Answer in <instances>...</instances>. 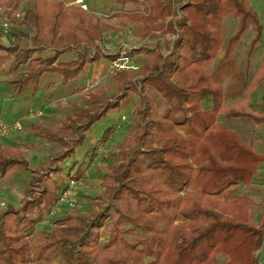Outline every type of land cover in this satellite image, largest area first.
<instances>
[{"label":"trees","instance_id":"trees-1","mask_svg":"<svg viewBox=\"0 0 264 264\" xmlns=\"http://www.w3.org/2000/svg\"><path fill=\"white\" fill-rule=\"evenodd\" d=\"M113 1L142 6L143 13L114 14L108 25L59 0H0V8L14 11L24 3L32 5V34L22 29L11 33L10 45L0 42V66L12 60L11 72L17 73L10 80L12 88L21 93L30 87L36 94L46 74L61 76L65 85L76 80L88 64L106 59L96 42L104 41L113 24L138 23L142 37L167 25L166 33L176 34L175 27L180 31L169 56L147 48L132 50L127 56H147L142 69L149 72L146 83L182 117L170 112L161 117L150 99L140 97L135 133L120 147L115 167L100 169L106 188L102 200L110 206L96 214L94 225L73 217L59 221L60 229L40 235L33 246L25 241V234L33 238L34 228L50 215L70 179H83L84 169L74 176L66 175L61 164L82 144L85 131L102 114L90 116L84 126L65 121L57 129L31 125L29 132L42 139L60 145L69 140L74 145L50 161L49 167L55 166V171L32 170L31 189L22 207H7L2 213L0 264H55L62 254V264H260L256 253L264 244V207L259 222L252 223L255 202L234 191L253 182L264 155H257L236 132L219 125L218 117L264 124V114L248 106L264 82V53L245 97L231 107L223 103L222 90L209 73L224 44V19L231 16L239 21L225 51L229 57L249 29L255 32L253 48L259 44L263 26L258 14L247 0H190L182 8L186 16L175 26L173 18L164 24L172 16L164 0ZM73 49L77 50L75 59L59 61ZM49 50L53 55L44 57ZM23 66L25 72L19 71ZM138 72H121L116 82L133 79ZM111 132L108 129L103 140ZM23 150V146L8 147L0 141L1 178L30 169ZM35 184L43 187V192L30 201L27 198ZM108 222L114 235L101 248L100 230ZM135 231L144 238L127 244L124 237ZM219 256L227 259L220 263ZM145 258L151 261L146 263Z\"/></svg>","mask_w":264,"mask_h":264},{"label":"rangeland","instance_id":"rangeland-1","mask_svg":"<svg viewBox=\"0 0 264 264\" xmlns=\"http://www.w3.org/2000/svg\"><path fill=\"white\" fill-rule=\"evenodd\" d=\"M59 1L63 2L67 7H76L72 4V0ZM247 1L258 14L260 23L263 26V34L259 44L253 48L252 43L255 38V32L249 29L243 35L235 51L229 57H226L224 54L225 59L230 57L231 59L233 58L234 61H238L240 58L243 59V67L246 69L250 66V69L246 70L244 74H241V76L237 74L234 79L240 90L245 87L244 91H242L240 95H237V101L245 96L253 80V78H251V73L255 71L256 63L262 60L264 53V0ZM86 2L91 12L85 13L108 25L110 24L108 21L109 18L114 14L133 13L136 11H139L140 14L143 13L142 6H133L129 4L125 6V8H121L119 4L113 0H105L104 2L103 0H86ZM184 2L186 3L185 5H187L190 3V0H184ZM6 9L5 7L0 8L1 11L8 12L11 18L21 12L24 14L22 18L14 21L12 32L19 33L23 29L31 35L33 26L32 5L30 3H24L21 9L15 12L7 11ZM173 14L175 26L176 22L179 21L181 17L186 16L183 9H181L180 12L175 11ZM229 17L233 19L231 21L234 24V28L228 29L224 34L222 33L225 51L229 40L236 34V30L239 26L238 20L231 16ZM127 23L133 26H127ZM127 23L124 25L113 24L111 26V31L105 35L104 41L102 43L96 42V46L99 47L102 56L106 59L88 64L80 76L67 85L62 83L59 75L46 74L41 81V88L38 93L34 94L31 89H24L22 93H19L12 88L10 83V80L17 74L11 72V68L14 65L13 61L11 60L0 66V118L14 124L21 122L23 125L21 132L11 134L4 140V143L8 147L13 145L23 146V155L30 165V169H19L8 178L3 179L0 177V202H4L8 208L12 207L17 210L22 207V201L28 196V190L31 189L32 170L43 169L46 165H50L52 159L65 149H71L74 145V143L69 140L66 141V145H60L46 139L42 140V138L29 132L31 124H45V122H49L51 124L47 127L57 129L58 125L65 121L67 123L72 122L84 126L89 122L90 116L102 114V116L85 131V138L82 144L78 145L71 157L61 164L66 175L71 173V175L74 176L79 169H84L88 172V178H83L82 181L78 183L76 189L71 192L70 200L75 204V207L72 208L66 205L58 207L55 214L50 217V223L47 225H42V223H40L34 228L33 238L25 234V241L30 242L31 246L35 244L37 237L40 235L60 229L62 226L58 222L63 219L73 217L75 219L86 220L94 225L93 221L96 218V214L103 213L105 208L110 206V202H104L102 200L106 188L102 186L104 172L100 169L109 165V167H115L114 162L118 158L120 147L127 143L135 133L138 126L136 114L138 108L141 107L140 97H146L157 105L155 108H157V112L161 117L168 112L175 117H182L181 112L169 106L161 94L146 83L149 72H143L142 70L147 61L146 55H136L131 59L141 69L139 72L137 71L138 74L135 78L118 83L116 82V75L112 76L110 74L109 67L112 60L110 57L112 56H118L119 58L124 52H126L127 55V53H130L132 50H139L142 48L152 50H157L158 48L157 51L164 57L172 53L170 47H168L166 51L161 52L162 47L157 46L156 43H143L144 39L141 40L142 42L137 40L138 33L140 36V32L134 24L138 23ZM236 23L237 27L235 25ZM164 24L166 25V22ZM117 26H120L121 29L116 28ZM165 28L167 29V25L160 31L166 33L167 30ZM227 28H229V24ZM235 28L236 30H234ZM175 30L177 36H179L180 31L177 30L176 27ZM150 39L153 40L154 35H152ZM11 41V37H5L0 34L1 43L10 45ZM22 45L25 46V40L22 42ZM167 51L170 52L167 53ZM76 52L77 50L75 49L67 51L59 61L70 62L76 58ZM0 55H3V53L0 52ZM51 55H53V50L43 53L44 57ZM219 55L220 52L218 56ZM225 59L220 58L217 60L216 65L219 66L218 68L225 65ZM249 62H251V64H249ZM25 69V66H23L19 71L25 72ZM211 69L209 73L212 76ZM100 71L102 76L98 86L88 89L90 85L94 84V77ZM233 76L232 74L231 78H233ZM212 78L214 80L213 76ZM217 85H219V83H217ZM125 95L126 98H123ZM117 102H120L118 107L106 109L108 106L114 103L116 104ZM39 113L42 114V117L34 116V114L36 115ZM31 115H33V118H30ZM123 117H125L126 120H122ZM231 120L233 119H228L224 115H219L218 124L228 130H231V128L236 129L238 136L245 142H248L247 140L256 134L259 140L256 151L258 154L264 155V126L260 127L256 132L254 131L252 121L249 119L242 120L238 122V124H236V121ZM108 129H111L112 132L105 141L103 139ZM54 167L55 166H52V168L46 169L44 172L50 173L51 171H55L53 169ZM256 184L254 185L252 182L248 186L241 185L234 191V194L249 196L255 202V206L252 208L251 218V222L254 224L259 222L264 207V162L259 165ZM33 188L38 190V194L33 190V192L29 194L31 199L41 197L43 187L35 184ZM58 201L52 205L51 212L55 209ZM3 212L4 210H0V221L2 220ZM109 223L110 222H108L107 225L110 226L106 225L100 230L99 246L101 248L107 245L114 235L113 227ZM142 238H144V236L138 231L129 233L124 237L125 242L130 245L136 244ZM79 250L81 249L79 248ZM31 253V257L33 258L35 255L33 251H31ZM256 257L260 264H264V246L256 253ZM218 258L220 263H223L227 259L225 256H219ZM64 261V256L62 254L58 257L55 264H62ZM150 261V259L145 258L146 263ZM30 264L35 263L32 262Z\"/></svg>","mask_w":264,"mask_h":264},{"label":"crops","instance_id":"crops-1","mask_svg":"<svg viewBox=\"0 0 264 264\" xmlns=\"http://www.w3.org/2000/svg\"><path fill=\"white\" fill-rule=\"evenodd\" d=\"M105 0H103V2H104ZM72 2H73V0H72ZM187 2V1H186ZM164 3L166 4V5H168L169 7H170V9H171V11H172V16L171 17H169V18H167L166 20H165V22L167 23V22H169L172 18H173V13L175 12V11H179L180 12V10L182 9V7L183 6H185V2H184V0L182 1V0H164ZM125 6H128V5H120L119 4V7H121V8H125ZM140 9V8H139ZM231 20H233L232 18H230V17H227V18H225V20H224V25H223V29H222V33L224 34L226 31H228V29L230 30V29H232V28H234V24L232 23V21ZM235 21V20H234ZM161 22V21H160ZM228 24H229V28H227V26H228ZM134 25H136L137 26V28H138V30H139V24H134ZM236 25V27H237V23L235 24ZM238 25H239V21H238ZM127 26H133V25H131V24H129V23H127ZM116 28H118V29H121V27L120 26H117ZM126 28H128V27H126ZM166 29V28H165ZM234 30H236V28L234 29ZM176 31V30H175ZM236 32H237V30H236ZM152 35H154V39L152 40V39H150L151 38V36ZM138 38V39H137ZM137 40H139V41H141L142 39H144L143 40V43L144 42H146V43H156V45L157 46H161L162 47V50H161V52H164V51H166V49L168 48V47H170V51H172L173 50V47H174V42L176 41V38H177V34H173V33H165V32H163V31H154V32H152L149 36H145V37H140L139 36V33H138V36H137ZM146 39V40H145ZM142 42V41H141ZM125 47H128L127 45H124ZM155 50V49H154ZM157 50H158V48H157ZM170 51H167V53L168 52H170ZM224 54H225V49H224V44H223V47H222V49H221V51H220V55L218 56V58H217V60L218 59H220V58H224L225 59V56H224ZM217 60L215 61V64H214V66L212 67V69H211V74H212V76L214 77V82L217 84V83H219V87L221 88V90H222V93H223V103L226 105V106H228V107H231L232 105H234L235 103H237L238 101H240V100H238L237 101V95H240V93L242 92V91H244V89H245V87H243L242 88V90H240V88H238L237 87V85H236V83H235V81H234V79H235V77H236V75L237 74H239L240 76H241V74H244L245 73V71L246 70H248V69H250V66H249V68L248 69H246L245 67H243V59H238V61H234L233 60V58L231 59V57L230 58H228V59H225V65L224 66H221V68H218L219 66H217L216 65V62H217ZM233 60V61H232ZM261 63H262V60L259 62V63H256L257 65H256V69H255V71L253 72V73H251V78H253L254 79V77H255V75L257 74V72H258V70L260 69V66H261ZM237 64H238V66H237ZM249 64H251V62H249ZM102 67H103V65H102ZM252 70H253V67H252ZM234 75L233 76V78H231V75ZM45 76V75H44ZM44 76H43V78H44ZM101 76H102V74H101V71L98 73V74H96V76L94 77V79L96 78V77H99V78H101ZM61 77V76H60ZM43 78H42V80H43ZM41 80V81H42ZM61 80H62V77H61ZM253 81V80H252ZM250 87V86H249ZM26 89H31L30 87L29 88H25V90ZM249 89V88H248ZM24 91V90H23ZM22 91V92H23ZM31 91H32V89H31ZM21 92V93H22ZM247 93V92H246ZM246 93H245V95H246ZM245 97V96H244ZM243 97V98H244ZM242 98V99H243ZM154 104V103H153ZM155 105V104H154ZM157 105H155V107H156ZM205 106V103L203 104V107ZM248 106H249V108H251L252 110H254V111H256V112H258L259 114H264V82L261 84V86L254 92V94L252 95V97H251V100H250V102H249V104H248ZM156 110H157V108H156ZM218 119H219V117H218ZM234 121H236V124H238V122H241L242 121V119H233ZM233 120H231V121H233ZM218 123H219V121H218ZM37 124H40V125H43V126H48L49 124H51V123H49V122H45V124H41V123H37ZM252 124H253V126H254V131H258L259 129H260V127H263L264 126V124L263 125H260V126H258V125H256V124H254V122H252ZM31 125H33V124H31ZM30 125V126H31ZM231 130H233V131H235V132H237V130L236 129H233V128H231ZM29 131H30V128H29ZM252 135H253V133H252ZM42 140H45V139H42ZM248 142H245L248 146H250V148L257 154V155H260V154H258L257 153V151H256V147H257V145H258V143H259V140H258V138H257V135L256 134H254V136L253 137H250L249 138V140H247ZM3 142H5V141H3ZM5 144V143H4ZM6 146V145H5ZM17 146H19V145H17ZM261 156V155H260ZM262 163V162H261ZM260 163V164H261ZM259 164V165H260ZM44 169H48V168H50L49 167V165H46L45 167H43ZM258 168H259V166H258ZM257 172H258V170H257ZM256 176H257V174L255 175V177H254V179H253V184L255 185L256 184ZM83 178H85V179H87L88 178V172H86L85 171V174H84V176H83ZM257 185V184H256Z\"/></svg>","mask_w":264,"mask_h":264},{"label":"built area","instance_id":"built-area-1","mask_svg":"<svg viewBox=\"0 0 264 264\" xmlns=\"http://www.w3.org/2000/svg\"><path fill=\"white\" fill-rule=\"evenodd\" d=\"M76 7H78L79 9H81L84 12H91L89 5L87 4L86 0H74L73 3ZM7 11H12L15 12L13 9L8 8L6 9ZM23 12L18 13L15 15V17L11 18V16L9 15L8 12L6 11H1L0 10V34L5 36V37H10L11 33L13 31L14 28V21L17 19L19 20L20 18L23 17ZM179 36H177L178 38ZM176 38V39H177ZM132 58L128 57L126 55V52L122 53L121 57L112 60L110 62V67H109V71L110 74L112 76H115L121 72H133V71H139L140 67L137 66L133 60H131ZM101 80V78L96 77L94 79V84L96 82V84H92L90 85L89 88H95L96 86H98L99 81ZM87 89V90H88ZM34 116L36 117H42V114H34ZM30 118H33V115L30 116ZM122 120H126L125 117L122 118ZM23 129V125L21 122L19 123H11L7 120H4L2 118H0V141H4L5 139H7L11 134L16 133V132H21ZM82 181V180H75V179H70L68 181L67 184V189L64 190L61 198L59 199L55 209L50 212V215L42 222V225H47L48 223H50V217L53 216L55 214V211L57 210L58 207L62 206V205H66L69 207L74 208L75 204L70 200V196H71V192L76 189V187L78 186V183ZM33 190H35L36 194H38V190H36L35 188H33ZM30 201H32L33 199H31V197L29 196L28 198ZM7 208V205L4 202H0V210H5Z\"/></svg>","mask_w":264,"mask_h":264},{"label":"water","instance_id":"water-1","mask_svg":"<svg viewBox=\"0 0 264 264\" xmlns=\"http://www.w3.org/2000/svg\"><path fill=\"white\" fill-rule=\"evenodd\" d=\"M183 8V7H182ZM264 246V245H263ZM263 246H262V248H263Z\"/></svg>","mask_w":264,"mask_h":264}]
</instances>
